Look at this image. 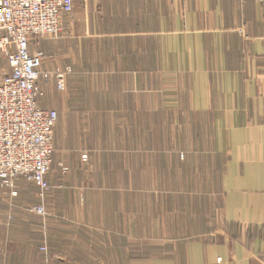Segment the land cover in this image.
I'll list each match as a JSON object with an SVG mask.
<instances>
[{
	"label": "crops",
	"instance_id": "crops-1",
	"mask_svg": "<svg viewBox=\"0 0 264 264\" xmlns=\"http://www.w3.org/2000/svg\"><path fill=\"white\" fill-rule=\"evenodd\" d=\"M31 42L32 49L38 44L32 52L55 57L63 70L94 65V80L111 82L114 94L130 97L128 108H151V98L157 97L154 108H191L207 115L193 125L211 132L214 151L224 157L220 184L204 188L220 195L205 206L215 212L217 203L213 227L182 239L177 221L162 220L159 239L168 242L160 244L157 262L143 264H264V6L253 0H75L59 37ZM54 69L45 63L44 70ZM48 89L43 86L44 96ZM44 96L40 106L52 109L41 105ZM105 173L53 175L62 179L52 180L47 195L45 243L53 257H63L57 264H118L120 256L133 258V212L130 218L129 212L125 219L116 217L117 201L85 199L84 183L77 187L80 196L64 190L68 177ZM103 225L109 226L106 235H99ZM114 225L123 232L121 244ZM102 237L110 243H101ZM99 246L110 254L93 263Z\"/></svg>",
	"mask_w": 264,
	"mask_h": 264
},
{
	"label": "rangeland",
	"instance_id": "rangeland-1",
	"mask_svg": "<svg viewBox=\"0 0 264 264\" xmlns=\"http://www.w3.org/2000/svg\"><path fill=\"white\" fill-rule=\"evenodd\" d=\"M45 56L43 69L49 62L55 68L53 71L63 70L55 57ZM94 67L73 65V70L68 67L70 72L64 91L58 89L55 80L45 84L49 89L41 105L58 113L54 154L50 176H47L48 190L43 191L23 178H17L12 188L0 178V264H57L63 260V257H53L45 243L50 217L47 195L54 185L52 180L62 179L53 176L57 172L105 171L104 176L68 177L65 184L69 187L64 190L80 196L81 189L77 187L84 183L85 199L117 201L120 205L116 217L125 219L129 212L130 218L131 212L134 213V256H120L118 264H130L133 259L140 264L157 262L161 255L160 244L168 242L159 239V229L166 218L171 219L172 224L178 222V235L183 236H179L182 239L199 236L213 227L217 203H214L215 212L205 210V206L220 195L206 192L204 188L220 184L218 171L224 157L214 151L211 132L193 125L194 120L205 121L207 115L191 108H154L153 100L157 97L151 98V108L141 105L128 108L127 99L130 104L131 98L119 95L118 90L114 94L111 82L95 81ZM7 71L8 64L4 60L0 64V76ZM96 83L107 85L109 89L102 90ZM170 84L173 83L168 82V88ZM35 187L38 188L36 193ZM165 203L169 208L165 209ZM175 204L181 207L175 209ZM39 206L45 207L43 214L37 213ZM101 227L103 232L99 231V235H106L105 229L109 226ZM114 228L121 244L119 235L123 232L115 225ZM102 241L110 243L109 238L102 237ZM113 242L118 241L113 239ZM125 249L122 252L126 254ZM102 253L110 254L99 246L96 255L90 258L92 262H104ZM67 259L74 263L72 258Z\"/></svg>",
	"mask_w": 264,
	"mask_h": 264
},
{
	"label": "built area",
	"instance_id": "built-area-1",
	"mask_svg": "<svg viewBox=\"0 0 264 264\" xmlns=\"http://www.w3.org/2000/svg\"><path fill=\"white\" fill-rule=\"evenodd\" d=\"M253 1L264 6V0ZM74 2L0 0V64L4 60L8 64V71L0 76V178L12 188L17 178L43 191L49 188L58 113L42 108L39 99L43 86L54 80L64 91L70 71L44 70L46 56L32 52L31 41L59 37L63 17L73 11ZM44 208L37 207V213L43 214Z\"/></svg>",
	"mask_w": 264,
	"mask_h": 264
}]
</instances>
